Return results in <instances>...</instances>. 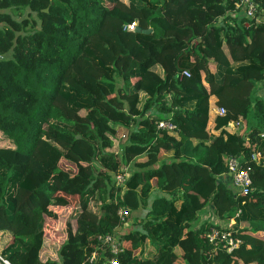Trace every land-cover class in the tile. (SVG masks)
<instances>
[{
	"label": "trees",
	"instance_id": "obj_1",
	"mask_svg": "<svg viewBox=\"0 0 264 264\" xmlns=\"http://www.w3.org/2000/svg\"><path fill=\"white\" fill-rule=\"evenodd\" d=\"M253 1L258 21L233 16L234 0H0V264H84L119 207L144 214L119 235L118 264H264V0ZM168 117L173 130L156 128ZM229 157L246 194L223 180ZM129 165L120 193L112 179ZM54 207L81 229L54 235L55 260L41 254ZM204 207L230 223L231 251L206 238L218 224L192 229Z\"/></svg>",
	"mask_w": 264,
	"mask_h": 264
},
{
	"label": "built area",
	"instance_id": "obj_2",
	"mask_svg": "<svg viewBox=\"0 0 264 264\" xmlns=\"http://www.w3.org/2000/svg\"><path fill=\"white\" fill-rule=\"evenodd\" d=\"M256 4L253 0H234V9L232 11L233 16L235 14H239L244 16L245 18H253L254 12H255ZM133 25L129 24L126 26L127 29L132 30ZM214 112L218 115H222L224 113L223 108L217 107L214 109ZM156 128L163 129L167 131H171L174 129L173 123L170 121L169 117L165 118L163 120H158L155 122ZM230 128H232V124H228ZM122 138L125 137L124 135H121ZM230 176V183L232 186L233 191L236 194H246L249 191L250 186V179L248 176V173L245 169H241L238 165V162L235 158L229 157L228 158V171ZM129 174L126 171V168H123V171L121 173H117L113 176V184L116 187L120 188V193H122V186ZM52 212V216H46L45 215V224L43 226V242H52L53 245H58L57 242H55V234L56 227H53V225L47 221V219L50 220H56L59 218V214L57 215V211L63 212L60 208H51L49 209ZM66 214L68 213V209L65 210ZM128 214V211L122 207L117 208V215L119 216L121 223L125 220V216ZM230 223L227 224L225 227H229ZM225 227L220 226L222 228L221 230H217L214 227H210L208 229V232H206V238L208 242H215L217 239L223 240L226 244V251H231L234 247L237 246L238 240H233L231 238L229 230H225ZM59 228V226H58ZM61 240L63 239L61 236H59ZM97 240L99 241V251H93L90 254L86 255L84 258V264H118L117 260L114 258L113 255H115L117 252L121 251V246L119 243V235L116 233H110L105 234L103 236H97ZM53 251H51L52 253ZM54 253V252H53ZM42 254V252H41ZM48 256H50L48 253H46ZM51 257V256H50ZM54 257V256H53ZM3 263L8 264L6 261H3Z\"/></svg>",
	"mask_w": 264,
	"mask_h": 264
},
{
	"label": "crops",
	"instance_id": "obj_3",
	"mask_svg": "<svg viewBox=\"0 0 264 264\" xmlns=\"http://www.w3.org/2000/svg\"><path fill=\"white\" fill-rule=\"evenodd\" d=\"M7 142L5 140L2 139V135L0 134V146H6ZM132 166L129 165L126 167V171L127 172H131ZM223 180L227 183L228 182V186L230 187V189L232 188L231 183H230V176L228 174H226V176L223 177ZM155 182L156 180L153 178L150 180V184L152 187L155 186ZM144 214V210L142 209H138L133 211L130 214V217L128 219H125L122 223L119 224V226L115 229L114 233H116L117 235H122L127 233L128 231H130L133 227H135V223H134V218H139L141 216H143ZM203 222H209L212 224H218L219 226L225 227L227 224H229V222H225L219 218L216 217V215H214V213H211V207H204L202 210L198 211L196 213V219L194 220V222L191 224L192 229H197L201 223ZM55 245H53L52 242H47L44 244V247L42 248V255H47L46 253H48L50 256V258H52L53 260L56 259V255L55 252L51 253L52 249ZM54 256V257H53Z\"/></svg>",
	"mask_w": 264,
	"mask_h": 264
},
{
	"label": "rangeland",
	"instance_id": "obj_4",
	"mask_svg": "<svg viewBox=\"0 0 264 264\" xmlns=\"http://www.w3.org/2000/svg\"><path fill=\"white\" fill-rule=\"evenodd\" d=\"M259 19H260L259 16H257V15L254 16L255 21H258ZM5 57H8V54H5ZM263 87H264V85L259 84L258 89H257V93L259 95H264ZM125 133H126V131L124 129H119L113 138V145L111 147V150L114 151L115 153H117L118 155H120L121 147H122V144L124 143V138H122L121 135H124ZM58 214H59L58 219H56V220L47 219V221H49L53 225V227H56V229H57L56 232L59 236H61L63 239H65V236H68L69 232L72 234H74L75 232L81 233V229L79 227L75 226V224H74V228H71L68 226V224L65 221L66 212L57 211V215ZM58 226H59V228H58Z\"/></svg>",
	"mask_w": 264,
	"mask_h": 264
},
{
	"label": "water",
	"instance_id": "obj_5",
	"mask_svg": "<svg viewBox=\"0 0 264 264\" xmlns=\"http://www.w3.org/2000/svg\"><path fill=\"white\" fill-rule=\"evenodd\" d=\"M44 11H46V9ZM227 174L229 175V173H227Z\"/></svg>",
	"mask_w": 264,
	"mask_h": 264
}]
</instances>
